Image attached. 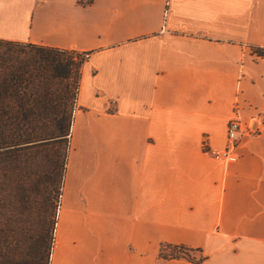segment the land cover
Listing matches in <instances>:
<instances>
[{"label":"crops","instance_id":"1","mask_svg":"<svg viewBox=\"0 0 264 264\" xmlns=\"http://www.w3.org/2000/svg\"><path fill=\"white\" fill-rule=\"evenodd\" d=\"M166 1L0 0V40L84 58L49 264H264V0Z\"/></svg>","mask_w":264,"mask_h":264},{"label":"trees","instance_id":"2","mask_svg":"<svg viewBox=\"0 0 264 264\" xmlns=\"http://www.w3.org/2000/svg\"><path fill=\"white\" fill-rule=\"evenodd\" d=\"M83 63L75 52L0 40V264H49ZM166 248L162 260L194 261Z\"/></svg>","mask_w":264,"mask_h":264},{"label":"built area","instance_id":"3","mask_svg":"<svg viewBox=\"0 0 264 264\" xmlns=\"http://www.w3.org/2000/svg\"><path fill=\"white\" fill-rule=\"evenodd\" d=\"M246 134H248V129L246 128V126L240 119L239 106H238V103H236L232 111V116L230 117L227 123L225 149L218 156L221 159L227 161L228 158L231 155H233L237 145H239L242 138ZM58 209H59V203L57 207V212H58Z\"/></svg>","mask_w":264,"mask_h":264},{"label":"rangeland","instance_id":"4","mask_svg":"<svg viewBox=\"0 0 264 264\" xmlns=\"http://www.w3.org/2000/svg\"><path fill=\"white\" fill-rule=\"evenodd\" d=\"M169 251V250H168ZM184 251V250H183ZM181 252H182V250H181ZM185 252V251H184Z\"/></svg>","mask_w":264,"mask_h":264}]
</instances>
